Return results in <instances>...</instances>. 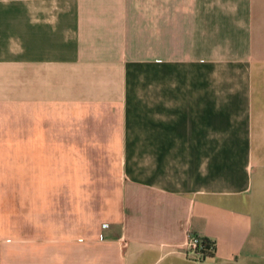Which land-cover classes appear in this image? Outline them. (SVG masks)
I'll list each match as a JSON object with an SVG mask.
<instances>
[{"label":"crops","instance_id":"1","mask_svg":"<svg viewBox=\"0 0 264 264\" xmlns=\"http://www.w3.org/2000/svg\"><path fill=\"white\" fill-rule=\"evenodd\" d=\"M18 151L46 158V264H264V0H0Z\"/></svg>","mask_w":264,"mask_h":264},{"label":"rangeland","instance_id":"2","mask_svg":"<svg viewBox=\"0 0 264 264\" xmlns=\"http://www.w3.org/2000/svg\"><path fill=\"white\" fill-rule=\"evenodd\" d=\"M18 152L0 165V264H46V158Z\"/></svg>","mask_w":264,"mask_h":264},{"label":"built area","instance_id":"3","mask_svg":"<svg viewBox=\"0 0 264 264\" xmlns=\"http://www.w3.org/2000/svg\"><path fill=\"white\" fill-rule=\"evenodd\" d=\"M214 247L202 238L192 233H187L185 240V255L194 260H203L213 254Z\"/></svg>","mask_w":264,"mask_h":264},{"label":"trees","instance_id":"4","mask_svg":"<svg viewBox=\"0 0 264 264\" xmlns=\"http://www.w3.org/2000/svg\"><path fill=\"white\" fill-rule=\"evenodd\" d=\"M208 243V242H207ZM208 244H211V243H208Z\"/></svg>","mask_w":264,"mask_h":264}]
</instances>
